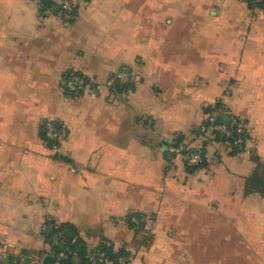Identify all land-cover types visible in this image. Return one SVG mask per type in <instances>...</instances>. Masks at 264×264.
Wrapping results in <instances>:
<instances>
[{"label":"crops","instance_id":"obj_1","mask_svg":"<svg viewBox=\"0 0 264 264\" xmlns=\"http://www.w3.org/2000/svg\"><path fill=\"white\" fill-rule=\"evenodd\" d=\"M0 0V264L46 256L48 220L129 264H264V10L244 0ZM133 89L107 86L121 68ZM71 73L98 85L80 96ZM221 101L245 149L176 152ZM58 122L55 151L41 136ZM144 221L132 226L128 217ZM111 264V263H108Z\"/></svg>","mask_w":264,"mask_h":264},{"label":"trees","instance_id":"obj_2","mask_svg":"<svg viewBox=\"0 0 264 264\" xmlns=\"http://www.w3.org/2000/svg\"><path fill=\"white\" fill-rule=\"evenodd\" d=\"M244 1L247 3L249 8H251L254 3V0H244ZM43 4H44L43 10H45L52 5V0H43ZM259 5L264 7V0H262V2H259ZM133 86H134L133 81L128 82L126 84H122L119 81H117L114 83L113 87L111 88V91L119 95H123L126 94V92L132 90ZM204 111L206 114V119L204 120L201 126L193 130L192 132L193 138L189 142H184L182 140L177 144V146H181V145L184 146V150H182L179 153L183 156V158L184 155L186 154L196 152L197 150H199L197 137L202 133L201 128L202 126L208 128V132L205 133L206 140L204 141L202 147L203 162L200 165L193 166V165H189L185 161V164L189 172H194L196 170L204 168L207 165L206 147L210 140L223 143L224 145H226L227 147L232 149V151L235 152L244 149V146H240L236 144L237 138L239 136H241L243 139L247 138L244 127L245 123L242 120H240L238 117L231 114V112L223 105L221 101L216 102L214 105H209L205 107ZM224 111L226 112L227 116L232 117L235 120V123L230 121L229 124L227 125L229 133L223 135L218 132L209 130V128L213 124L222 123L221 116L224 114ZM212 114L217 115L214 121L210 120V116ZM54 123L57 126L61 125L58 122H54ZM238 128H241L242 130V132L239 135L236 132ZM41 136L52 147L53 142L47 139L46 137L45 124L41 129ZM132 217L140 218L141 216L138 214H131L128 217V221L132 226L138 225L132 222ZM58 233H62L64 239L60 243H53L52 238ZM43 237L47 246L45 255H49L51 253H58L62 251L64 248H67L68 258L64 261V264H90L88 261V256L90 253H93L95 251L104 252L110 260L114 261L115 264H117V259L120 256H124L125 258H127L128 263L130 261V254L127 250L120 249L118 251H115L106 242H102L101 245H99L98 247L89 248L86 242L79 235L76 228L71 224H58L52 220H48L43 228ZM40 261L41 260H39L36 264H40Z\"/></svg>","mask_w":264,"mask_h":264},{"label":"built area","instance_id":"obj_3","mask_svg":"<svg viewBox=\"0 0 264 264\" xmlns=\"http://www.w3.org/2000/svg\"><path fill=\"white\" fill-rule=\"evenodd\" d=\"M259 2H262V0H254V3L252 7L250 8L253 11L252 19H256L257 13L264 10V7L259 5ZM37 8L39 10H42L44 8L43 0H38L37 2ZM55 15L62 19L65 22H70L76 17V8H75V0H57L56 9H55ZM119 81L122 84H126L128 82L133 81V76L131 71L123 67L118 72L114 73L107 81V86L112 88L114 83ZM98 87L95 83H93L91 80H89L85 75L79 74V73H71L67 76L66 82H65V88L68 94H71L75 97L80 96L82 92L85 90H95ZM216 114H212L210 116V120L214 121L216 119ZM222 116H226L235 123V120L232 117H229L226 115V112L224 111V114ZM228 124L218 123L213 124L209 130L218 132L220 134H228L229 130L227 128ZM202 133L197 137L198 147L199 150L196 152L186 154L184 155V160L189 165H200L203 162V152L202 147L204 144L205 133L208 132V128L205 126H202L201 128ZM45 132L47 139L51 140L52 148L55 151H58L61 147V144L67 139V130L63 125L57 126L54 122H46L45 123ZM237 134L239 135L242 130L241 128L237 129ZM236 144L240 146H244L246 144V139H243L241 136H239L236 140ZM182 150H184V146H179L176 148V152L180 153ZM144 221V218H136L132 217V222L135 224H140ZM64 239V236L62 233H58L52 238L53 243H60ZM52 257L55 258L54 264H64V261L68 258L67 254V248H64L62 251L58 253H51L49 254ZM88 261L90 264H115L114 261L110 260L104 252L95 251L93 253H90L88 256ZM40 264H44L42 260L40 261ZM117 264H129L127 258L124 256H120L117 259Z\"/></svg>","mask_w":264,"mask_h":264},{"label":"water","instance_id":"obj_4","mask_svg":"<svg viewBox=\"0 0 264 264\" xmlns=\"http://www.w3.org/2000/svg\"><path fill=\"white\" fill-rule=\"evenodd\" d=\"M221 120H222V122H223L224 124H229V122H230V119H229L228 117H226V116H221ZM42 262H43L44 264H54V262H55V258L52 257L51 255H46V256L43 258Z\"/></svg>","mask_w":264,"mask_h":264}]
</instances>
